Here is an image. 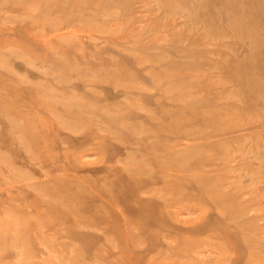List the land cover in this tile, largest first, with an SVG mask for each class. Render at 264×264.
<instances>
[{"label":"rangeland","instance_id":"1","mask_svg":"<svg viewBox=\"0 0 264 264\" xmlns=\"http://www.w3.org/2000/svg\"><path fill=\"white\" fill-rule=\"evenodd\" d=\"M0 264H264V0H0Z\"/></svg>","mask_w":264,"mask_h":264},{"label":"bare ground","instance_id":"2","mask_svg":"<svg viewBox=\"0 0 264 264\" xmlns=\"http://www.w3.org/2000/svg\"><path fill=\"white\" fill-rule=\"evenodd\" d=\"M34 12H35V11H34ZM162 158H163V157H162ZM162 158H161V159H162ZM159 160H160V158H159ZM163 160H164V159H163ZM165 160H166V159H165ZM160 162H161V161H160ZM164 162H165V161H164ZM158 163H159V162H158ZM161 163H162V162H161ZM159 164H160V163H159ZM165 165H166V164H165ZM167 165H168V164H167ZM161 170H162V169H161ZM163 171H164V170H163Z\"/></svg>","mask_w":264,"mask_h":264}]
</instances>
